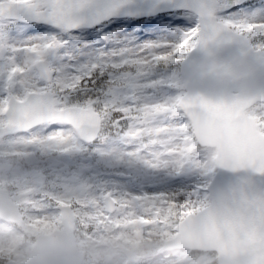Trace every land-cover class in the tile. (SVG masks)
<instances>
[{
  "label": "snow or ice",
  "instance_id": "6c2138e0",
  "mask_svg": "<svg viewBox=\"0 0 264 264\" xmlns=\"http://www.w3.org/2000/svg\"><path fill=\"white\" fill-rule=\"evenodd\" d=\"M0 264H264V0H0Z\"/></svg>",
  "mask_w": 264,
  "mask_h": 264
},
{
  "label": "clouds",
  "instance_id": "9594fccd",
  "mask_svg": "<svg viewBox=\"0 0 264 264\" xmlns=\"http://www.w3.org/2000/svg\"><path fill=\"white\" fill-rule=\"evenodd\" d=\"M75 248H76L75 245H66V246L61 247L60 249H57L56 251L61 254H67V253L74 251Z\"/></svg>",
  "mask_w": 264,
  "mask_h": 264
}]
</instances>
